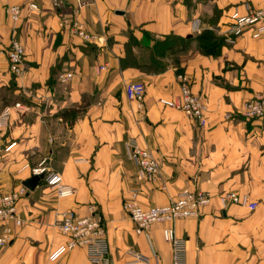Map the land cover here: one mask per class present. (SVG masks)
<instances>
[{
  "label": "crops",
  "instance_id": "0c3cea01",
  "mask_svg": "<svg viewBox=\"0 0 264 264\" xmlns=\"http://www.w3.org/2000/svg\"><path fill=\"white\" fill-rule=\"evenodd\" d=\"M12 6L21 8L16 20ZM249 8L264 0H0V194L43 162L75 190L58 199L43 180L27 189L25 224L0 247V264H94L83 248L57 253L67 239L61 213L87 216L93 205L107 232L98 264H125L130 249L174 264L165 225L135 233L123 208L134 190L144 206L185 191L211 196L199 217L174 226L183 264H264V119L241 114L264 93V37L229 33ZM76 19L91 40L74 32ZM13 38L25 48L20 75L7 59ZM182 79L205 99V126L161 103ZM135 82L145 85L141 104L126 97ZM133 147L153 152L161 180L141 178ZM225 192L258 208L225 206Z\"/></svg>",
  "mask_w": 264,
  "mask_h": 264
},
{
  "label": "built area",
  "instance_id": "2783aa9c",
  "mask_svg": "<svg viewBox=\"0 0 264 264\" xmlns=\"http://www.w3.org/2000/svg\"><path fill=\"white\" fill-rule=\"evenodd\" d=\"M30 8L36 10L38 6L30 4ZM7 11L16 20L21 8L12 6ZM72 29L82 38L91 40L92 37L85 33L78 19L73 22ZM249 29L255 30V36L264 37V8H249L246 15L237 18L229 33L236 36ZM24 57L25 48L23 44L13 38L7 52L9 68L13 74H22ZM70 78L71 74H67L62 76V81L66 82ZM125 93L129 101L141 104L146 94L145 85L141 82L130 83L126 86ZM161 103L165 107L181 111L185 116L197 121L201 126L207 124L208 117L205 99L201 95L195 94L189 82L185 79L180 82L179 94L172 100L163 99ZM243 111L249 119H264V93L247 101L244 104ZM2 151L3 148L0 145V154ZM132 157L140 169L141 178L143 177L150 183H156L161 180L160 162L153 152L133 147ZM42 164L32 169L33 175L44 174L43 181L48 187L55 190L58 199L73 197L75 190L64 182L63 176L57 172L46 170L45 167H42ZM27 192V188L21 185L10 193L0 194V247L10 244L14 239L16 230L25 224V220L19 211V204L27 195ZM138 198L139 191L134 190L123 205L125 213L134 223L135 233L137 235L144 234L155 224L165 225L163 236L165 241L171 245L174 264H183L182 257L185 251V244L183 239L177 237L174 226L182 219L199 217L203 209L210 204L211 196L203 191H185L168 203L156 206H144L139 203ZM219 200L225 206L238 204L246 206L250 211H255L258 208L257 202L250 200L246 195H240L236 192L222 193L219 196ZM58 227L62 235L67 238L64 246H61L57 252L58 255L77 248H83L87 250L92 263L98 264L106 254V226L94 205L91 206V213L87 216H80L72 210L61 213ZM127 254L129 259L125 264H157L156 254L152 258L132 249Z\"/></svg>",
  "mask_w": 264,
  "mask_h": 264
},
{
  "label": "water",
  "instance_id": "95a60500",
  "mask_svg": "<svg viewBox=\"0 0 264 264\" xmlns=\"http://www.w3.org/2000/svg\"><path fill=\"white\" fill-rule=\"evenodd\" d=\"M44 174L32 175L30 178L23 181V186L28 190L33 191L39 185V183L44 179Z\"/></svg>",
  "mask_w": 264,
  "mask_h": 264
},
{
  "label": "rangeland",
  "instance_id": "374dc122",
  "mask_svg": "<svg viewBox=\"0 0 264 264\" xmlns=\"http://www.w3.org/2000/svg\"><path fill=\"white\" fill-rule=\"evenodd\" d=\"M241 114L245 117L246 115L244 114V111H241ZM247 119H249L248 116H246Z\"/></svg>",
  "mask_w": 264,
  "mask_h": 264
},
{
  "label": "trees",
  "instance_id": "16d2710c",
  "mask_svg": "<svg viewBox=\"0 0 264 264\" xmlns=\"http://www.w3.org/2000/svg\"><path fill=\"white\" fill-rule=\"evenodd\" d=\"M222 38V37H221Z\"/></svg>",
  "mask_w": 264,
  "mask_h": 264
}]
</instances>
